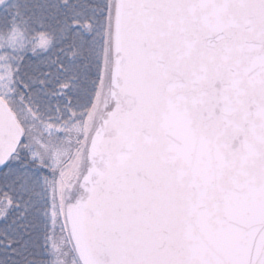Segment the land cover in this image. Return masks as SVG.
I'll list each match as a JSON object with an SVG mask.
<instances>
[{
	"label": "snow or ice",
	"instance_id": "6c2138e0",
	"mask_svg": "<svg viewBox=\"0 0 264 264\" xmlns=\"http://www.w3.org/2000/svg\"><path fill=\"white\" fill-rule=\"evenodd\" d=\"M0 264H264V0H0Z\"/></svg>",
	"mask_w": 264,
	"mask_h": 264
}]
</instances>
